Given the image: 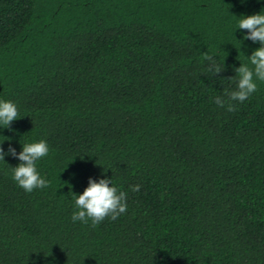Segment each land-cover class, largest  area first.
<instances>
[{"label":"trees","instance_id":"trees-1","mask_svg":"<svg viewBox=\"0 0 264 264\" xmlns=\"http://www.w3.org/2000/svg\"><path fill=\"white\" fill-rule=\"evenodd\" d=\"M260 11L264 0H0V100L19 114L0 147L45 140L50 182L26 193L19 160L0 161V264H264V82L235 111L214 103L260 46L238 19ZM89 178H111L127 212L73 222Z\"/></svg>","mask_w":264,"mask_h":264},{"label":"clouds","instance_id":"clouds-1","mask_svg":"<svg viewBox=\"0 0 264 264\" xmlns=\"http://www.w3.org/2000/svg\"><path fill=\"white\" fill-rule=\"evenodd\" d=\"M238 28L247 31V35L242 39L251 40L254 44L259 43L260 46L246 57L247 63H240V66L234 69L236 74L233 77H238L235 89H224L223 96L214 98L217 106L226 107L229 112L236 110V103H243L257 91L256 81L264 82V12L260 11L248 16L241 15L238 19ZM203 59L209 61L207 72L216 76L223 70L214 57L207 52L203 53ZM18 115L14 102L0 100V124L9 127L13 121L18 119ZM48 153V144L41 139L37 142L24 143L19 153L11 145L7 152L0 147V161L4 162L6 155L19 160L15 167H10L12 178L26 193H31L34 189L49 186L50 182L37 171V161L46 157ZM139 187V185L132 186V191H139ZM72 195L76 208L71 217L73 222L81 221L87 224L91 220L92 226L96 227L105 218L110 217L116 220L127 212V195L113 185L111 178L98 180L89 178L83 192L81 194L72 193Z\"/></svg>","mask_w":264,"mask_h":264}]
</instances>
